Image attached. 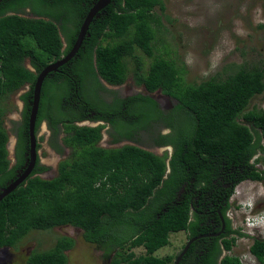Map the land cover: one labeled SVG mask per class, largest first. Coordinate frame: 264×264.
Returning a JSON list of instances; mask_svg holds the SVG:
<instances>
[{
	"label": "trees",
	"instance_id": "1",
	"mask_svg": "<svg viewBox=\"0 0 264 264\" xmlns=\"http://www.w3.org/2000/svg\"><path fill=\"white\" fill-rule=\"evenodd\" d=\"M95 1L0 0V190L21 172L16 175L17 169H24L27 116L36 74L69 51ZM155 7L162 11L163 0H110L91 18L74 56L43 79L34 132L45 120L52 136L63 132L62 145L54 141L50 145L60 153L68 147L70 153L48 179L38 176L44 167L36 157L30 174L0 200V246H13L33 229L70 225L79 228L82 239L103 256L112 254L109 264H172L176 253L153 255L169 243V234L184 231L190 238L198 234L197 229L204 231L198 213L190 211L188 196L176 200L182 184L210 191L211 180L228 171L229 165L238 173L233 184L264 179V169L255 166L264 149V101L257 108H247L250 99L264 91L263 69L238 68L220 79L189 83L184 81L183 67L173 59L155 56L143 67L134 52L138 49L147 57L153 54V25L159 22ZM103 40L111 44L103 45ZM126 58L131 59L135 85L147 93L158 90L174 102L164 118L170 132L156 140L157 145L171 146L168 157L132 144L100 147L96 143L103 125L74 124L92 111L94 118L108 121L115 132L128 137L136 125L133 117L148 124L161 114L147 95L114 96L111 103L94 98L98 89L108 92L103 83L124 82L129 70ZM24 85L27 89L19 95V123L11 121L17 126L15 163L9 167L3 100ZM207 161H216L214 175L204 168ZM230 194L231 190L225 199ZM228 207L220 210L227 233L220 241L225 253L217 261L221 250L215 238L207 252L191 257V264H241L228 251L235 237L245 234L229 227L224 216ZM197 241L188 246L178 264L190 263L193 249L203 248L205 238ZM72 244L71 237L59 236L51 249L29 253L25 263L65 264L64 252ZM139 247L143 252L136 255L133 249ZM248 252L262 263L264 238H253Z\"/></svg>",
	"mask_w": 264,
	"mask_h": 264
},
{
	"label": "rangeland",
	"instance_id": "2",
	"mask_svg": "<svg viewBox=\"0 0 264 264\" xmlns=\"http://www.w3.org/2000/svg\"><path fill=\"white\" fill-rule=\"evenodd\" d=\"M163 6L162 11L157 7L154 10L159 22L153 25L152 56L147 57L138 49L134 52L142 60L143 67H146L155 56L173 59L177 66L183 67L184 81L189 83H198L210 77L220 79L238 68L260 67L264 71V0H163ZM110 42L103 40L101 44H111ZM62 44L65 45L63 38ZM125 62L129 69L125 80L113 88L118 92L131 86L135 90L142 89L133 82L130 71L131 59L126 58ZM24 65L29 67L27 60H24ZM26 88L24 85L3 100L2 126L7 134L8 159L11 158L13 142L11 121H19L21 108L19 95ZM263 101L264 91L253 96L247 108H257ZM62 134L63 132L58 138H61ZM35 135L40 146L37 151L40 163L51 167L50 172L39 173L38 176L51 178L56 174L58 159L62 157L51 150V139L44 121L39 123ZM261 144L264 148V140ZM64 154V157L68 156V148H64ZM257 158L259 162L255 166L263 170L264 149L259 152ZM240 204L250 205L251 209H244ZM263 209L264 179L259 182L242 181L233 188L232 202L226 212L232 228L245 235L235 237L228 252L237 256L241 264H264V260L259 263L248 252V246L253 238H264V211L256 218V223L251 222V219L249 222L244 219ZM63 235L73 239L71 248L64 252L65 264H109L112 254L108 257L103 256L100 249L82 239L81 230L68 225L54 226L47 230H30L8 248L11 258L10 261H5V264H26L29 253L51 249L55 239ZM168 240L167 245L154 251V256L164 254L173 256L184 242L185 233L182 231L170 233ZM133 251L136 255L143 252L140 247L134 248Z\"/></svg>",
	"mask_w": 264,
	"mask_h": 264
},
{
	"label": "flooded vegetation",
	"instance_id": "3",
	"mask_svg": "<svg viewBox=\"0 0 264 264\" xmlns=\"http://www.w3.org/2000/svg\"><path fill=\"white\" fill-rule=\"evenodd\" d=\"M89 85V84H88ZM104 87L106 89H109L110 91H113L112 93L106 92L105 90H100L98 89L96 91V95L94 98H100L101 100L106 101L107 103H111V100L113 99L114 96L119 97L121 99L128 98L131 96H135L136 94L140 95H147L148 97L152 98L155 103L157 104L158 109L161 111V114H159L156 117V120H150L148 124H140L138 121L137 116L133 117L132 119L136 121V125L134 128L131 130V134H129L128 137H125L124 135L121 136L117 132L113 130L111 127V124L108 121H103L102 119H96L94 118L95 113L90 111L89 113L86 114V117L82 120L76 121L74 124L76 125H87V126H95V125H103L101 128V137L97 141V145L100 147L104 148H114V147H120L124 144H132L136 145L142 149L151 151L155 154L157 151L165 153L168 157V155L171 152V146L169 144H156L157 136L159 135H164L170 132V128L168 125H166L164 122L165 114L168 112L169 109H171L172 104L174 103L172 99H170L168 96L162 94L158 90L153 91L151 93H147L143 90V87L140 86L142 89L140 90H135L133 87H127V89H122L121 92H118L113 86L117 85H107L103 83ZM111 87V88H110ZM90 88V87H89ZM95 94V91H94ZM171 101V103H169ZM123 113H125V116L123 118L128 117V111L123 108ZM45 122L46 129L48 131V135L51 139L50 144L52 141L59 145V147L62 145L61 143V138L59 132L57 135L52 136L50 129L47 127V123L45 120H41ZM17 122V121H16ZM19 123V122H17ZM16 125V124H15ZM14 124H11V132L13 135V142H12V149H11V158L9 159V167L14 165L15 163V142H16V129ZM39 126V125H38ZM38 130V127L34 133H36ZM112 133L116 136L115 137L112 135ZM63 135V134H62ZM36 137V135H35ZM121 137V138H120ZM104 143V144H103ZM103 144V145H101ZM39 142L36 140L35 144V150H36V157H37V164L41 165L44 167L42 171L39 173H44V172H50L51 167L45 166L44 163H40L39 156L37 154L38 148H39ZM51 150L56 154L57 156H60L61 159H58V162L66 157H64V148L68 147H63V151L60 153L58 152L53 146L50 145ZM69 149V148H68ZM70 153V149H69ZM160 153V154H162ZM159 154V155H160ZM27 156V153H25ZM24 155V157H25ZM69 155V154H68ZM57 162V164H58ZM220 166H223V162L220 161ZM26 164V159L24 160V163L21 167L25 168ZM56 164V165H57ZM217 163L216 161H207L204 163V168L207 169L211 175H214L216 172ZM222 168V167H221ZM219 167V169H221ZM22 168H19L16 170V175L22 171ZM31 172V171H30ZM168 172V167L166 168L165 173ZM241 173V172H240ZM30 174V173H29ZM238 176V173L234 172L233 166L229 165L228 171L222 172L220 175L216 176L215 179H212V187L210 191H206V189L201 190L199 186H193L192 184H182L177 192H176V200L183 199V196H188L189 198V207L191 212L198 213V217L200 218L199 226H201V229L204 230L202 232L200 231V228L197 229V233L195 236H192L190 238H186L184 242L181 244L179 249H181L184 244L188 241L191 240L189 245L192 242H198L200 238H205V241H203L201 247H203L201 250L193 249V252L190 253L188 261L190 259V263L186 262V264H191V257L193 255H200L202 252H207L208 249L211 247V244L213 243V240H216V244H219L217 249H220V254L217 257V261L221 258V256L225 253L224 250H222L220 241L224 236H226L227 233H225V224H224V218L223 215L221 214L220 210L228 204L230 206V201L229 198L225 199L226 193L231 190L235 184L234 178ZM190 182H193V179H190ZM165 210V209H164ZM225 210L224 216L226 219H229L228 213ZM230 221V219H229ZM229 227L232 228L231 226V221L229 222ZM79 229V228H76ZM233 229V228H232ZM80 230V229H79ZM184 232V231H182ZM185 233V232H184ZM188 245V246H189ZM197 246V245H195ZM207 246L208 248H204ZM9 246H0V264H5V261H10L11 254L8 252ZM188 248V247H187ZM187 250V249H186ZM185 250V251H186ZM185 253V252H184ZM197 256V255H196ZM182 257V256H181ZM181 259V258H180ZM180 261V260H179ZM185 264V263H183ZM194 264V263H192ZM218 264V263H217Z\"/></svg>",
	"mask_w": 264,
	"mask_h": 264
},
{
	"label": "water",
	"instance_id": "4",
	"mask_svg": "<svg viewBox=\"0 0 264 264\" xmlns=\"http://www.w3.org/2000/svg\"><path fill=\"white\" fill-rule=\"evenodd\" d=\"M110 0H96L94 4L88 9L86 12L75 37V40L70 47L69 51L58 59L54 60L46 64L44 67L40 69V71L36 74L30 95L29 101V109L27 116V137H28V149H27V158L25 168L16 176L14 180H11L5 187L0 190V200L5 197L8 193H10L14 188H16L30 173L35 158H36V138L34 134V123L35 116L38 109L39 96H40V87L45 76L50 73L56 71V69L66 63L70 58L74 56L76 51L78 50L81 41L85 35L87 26L91 20V18L95 15L96 12L105 7ZM191 240H188L184 246L179 250L176 254L172 264H178L181 256L184 254Z\"/></svg>",
	"mask_w": 264,
	"mask_h": 264
},
{
	"label": "clouds",
	"instance_id": "5",
	"mask_svg": "<svg viewBox=\"0 0 264 264\" xmlns=\"http://www.w3.org/2000/svg\"><path fill=\"white\" fill-rule=\"evenodd\" d=\"M31 69V68H30ZM25 87H27V85H25ZM27 89V88H26ZM25 89V90H26ZM24 90V91H25ZM20 101V100H19ZM21 102V101H20ZM21 107H22V103H21ZM21 109V108H20ZM20 111V110H19ZM35 134V133H34ZM36 138V137H35ZM256 163H258V162H256ZM256 163H255V165H256ZM40 178H42V177H40ZM43 179H48V178H43ZM242 181H252V180H242ZM242 181H239L238 183H236L235 184V186L237 185V184H239L240 182H242ZM261 181V180H260ZM255 182H259V181H255ZM234 186V187H235ZM233 187V188H234ZM233 188L231 189V194H230V196L228 197L229 198V201H230V203L232 202V190H233ZM244 209H247V210H250L251 209V207H250V205H248V206H245L244 204H240ZM263 211H264V209L263 210H261V211H259V212H256L254 215H248L247 216V218H244L246 221L248 220V222H249V219H251V222H254V223H256V218H258V217H260L261 215H262V213H263ZM231 214V212L229 211V215ZM230 218V217H229ZM244 223H245V221H244ZM61 226H65V225H61ZM68 226H70V225H68ZM72 227V226H71ZM180 250V249H179ZM179 250H178V252H179ZM177 252V253H178ZM176 253V254H177ZM176 254H175V256H176Z\"/></svg>",
	"mask_w": 264,
	"mask_h": 264
}]
</instances>
